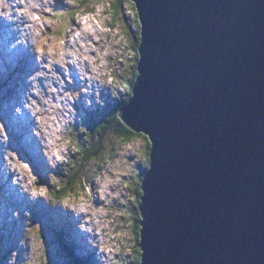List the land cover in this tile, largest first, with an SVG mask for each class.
<instances>
[{
    "label": "water",
    "instance_id": "obj_1",
    "mask_svg": "<svg viewBox=\"0 0 264 264\" xmlns=\"http://www.w3.org/2000/svg\"><path fill=\"white\" fill-rule=\"evenodd\" d=\"M131 1L141 264H264V0Z\"/></svg>",
    "mask_w": 264,
    "mask_h": 264
},
{
    "label": "rangeland",
    "instance_id": "obj_2",
    "mask_svg": "<svg viewBox=\"0 0 264 264\" xmlns=\"http://www.w3.org/2000/svg\"><path fill=\"white\" fill-rule=\"evenodd\" d=\"M114 1L0 0V26L4 15L27 16L20 37L33 45L11 68L1 59L13 55H0V161H7L0 173V264H67L69 255L56 237L63 228L78 247L77 257L95 264H138L135 208L147 166L146 140L118 147L113 159L89 164L74 192L57 199L67 186V170L73 172L79 161L76 145L86 141L81 122L106 100L126 98L137 66L142 42L136 43L137 11L128 3L115 16ZM35 56L47 64L37 69ZM38 70L44 81L37 83L39 96L33 90L37 129L26 125L23 131L12 121L23 114V98L32 79L40 78Z\"/></svg>",
    "mask_w": 264,
    "mask_h": 264
},
{
    "label": "trees",
    "instance_id": "obj_3",
    "mask_svg": "<svg viewBox=\"0 0 264 264\" xmlns=\"http://www.w3.org/2000/svg\"><path fill=\"white\" fill-rule=\"evenodd\" d=\"M86 4H90L93 0H84ZM131 3L134 10L137 11L135 4L130 0H115L112 7L113 14L119 16L123 12L124 6ZM121 11V12H120ZM138 14V12L136 13ZM137 24L139 31L136 36V43L138 45V40L142 41V29L139 22V17H137ZM140 25V26H139ZM139 42V46H140ZM138 51V47L136 48ZM136 56V67L132 73L131 79L128 86L126 85L127 97L123 98L122 101L116 100L111 102L110 99L106 100L102 106H99L94 112H90L88 117L81 122V127H83V135H85L86 141H81L77 144V155L79 156V161H76L74 164V171L71 172L69 169L67 174V186L61 191L57 196V199L63 200L64 197L68 196L70 192H74L75 182L78 180V177L85 172L89 164L93 162H104L106 158H112L116 154V149L121 146L131 145L135 142L141 141L144 139L147 141V166L150 164V153H151V143L145 135L137 133L128 127L122 120L120 116L121 109L126 106L131 97L133 96V89L137 82L139 72H138V63L140 60V53L137 52ZM110 145L111 149H108ZM73 170V169H72ZM66 171V173H67ZM143 172V171H142ZM140 172V175L142 174ZM66 173L64 175L66 176ZM144 175H141V183L138 185L137 194L139 196V202L135 210L137 211V217L141 221V214L139 210L141 196H142V181ZM63 181V180H62ZM136 190V189H135ZM62 198V199H61ZM141 231V227H140ZM139 234V233H138ZM57 241L61 249L65 250L69 257V262L67 264H95L91 260L79 256L78 247L75 246L70 240V236L67 233V230L61 229L60 232L56 233ZM139 238V236H138ZM140 243V238L138 239V245ZM140 248V247H139ZM141 255L140 254V264H141ZM138 258V259H139ZM139 261V260H138Z\"/></svg>",
    "mask_w": 264,
    "mask_h": 264
},
{
    "label": "bare ground",
    "instance_id": "obj_4",
    "mask_svg": "<svg viewBox=\"0 0 264 264\" xmlns=\"http://www.w3.org/2000/svg\"><path fill=\"white\" fill-rule=\"evenodd\" d=\"M32 9V8H31ZM14 16H15V14H14ZM16 20V24H17V27H18V29H20V27H22V26H24L25 24H28V22L29 21H27V16L26 17H19V18H17V19H15ZM3 23V22H2ZM12 25V22H10L9 24H8V26H11ZM0 35H1V33H0ZM22 50H23V48H22ZM57 54V53H56ZM4 55V54H3ZM33 55V54H32ZM5 59H7L8 61H9V63H11V61H10V58L12 57L11 55H6V56H3ZM28 61V60H27ZM60 67V66H59ZM71 70H74V68L73 67H71ZM90 72H91V70H90ZM34 73V72H33ZM71 75H72V73H71ZM73 75H75L76 76V73L75 72H73ZM64 76H65V74H64ZM75 76H73V77H75ZM81 78V77H80ZM76 80H78V79H76ZM87 80L88 79H80V81L82 82H86L87 83ZM68 82V81H67ZM85 83V84H86ZM53 84H57V83H53ZM68 84V83H67ZM84 84V85H85ZM98 83L97 82H95V83H92L91 85H90V89L91 90H94L95 89V87H96V85H97ZM24 85V84H23ZM80 85V84H79ZM83 85V86H84ZM58 87H59V85H58ZM69 89V88H68ZM64 92V91H63ZM54 103V102H53ZM57 103V102H56ZM19 104V103H18ZM13 106V105H12ZM56 106V105H55ZM10 108V107H9ZM24 110H25V108H24ZM66 110V109H65ZM26 111V110H25ZM27 112V115H30V112L27 110L26 111ZM45 113V112H44ZM42 116V115H41ZM43 117V116H42ZM15 122H13V124L14 125H16V126H18V123H17V118L16 119H13ZM19 124H21V126H22V122H19ZM26 126V125H25ZM13 127V126H12ZM30 130V129H29ZM26 133V132H25ZM19 134V133H18ZM27 134V133H26ZM25 134V135H26ZM23 137V136H22ZM26 137V136H25ZM25 142V141H24ZM29 143V142H28ZM3 147H6V146H4V143H2L1 144ZM34 145H32V147H33ZM52 146H53V144H52ZM55 146V145H54ZM27 148V147H26ZM57 148V147H56ZM31 151V150H30ZM29 151V152H30ZM34 152V151H33ZM5 162H7L6 161V159H3V160H1L0 161V173H1V171H2V164H4ZM48 164V163H47ZM4 166V165H3ZM45 167V166H44ZM4 178V177H3ZM0 179H1V176H0ZM4 183H5V185H7L8 184V181H3ZM7 190H8V188H7ZM20 195H22V194H20ZM27 196V195H26ZM84 215V214H83ZM12 220V219H11ZM82 221V220H81ZM9 222V221H8ZM12 245V244H11Z\"/></svg>",
    "mask_w": 264,
    "mask_h": 264
},
{
    "label": "flooded vegetation",
    "instance_id": "obj_5",
    "mask_svg": "<svg viewBox=\"0 0 264 264\" xmlns=\"http://www.w3.org/2000/svg\"><path fill=\"white\" fill-rule=\"evenodd\" d=\"M138 222H139V221H138ZM137 229H138V231H139V232H137V233H139V238H140V225H139V224H138V227H137ZM139 249H140V248H139ZM139 249H138V250H139ZM137 252H138V251H137ZM138 254H139V257H140V254H141V249H140V251H139V253H138ZM138 260H139V261H138V264H140V258H139Z\"/></svg>",
    "mask_w": 264,
    "mask_h": 264
},
{
    "label": "clouds",
    "instance_id": "obj_6",
    "mask_svg": "<svg viewBox=\"0 0 264 264\" xmlns=\"http://www.w3.org/2000/svg\"><path fill=\"white\" fill-rule=\"evenodd\" d=\"M67 233H68V231H67ZM68 235H69V233H68ZM69 236H71V235H69ZM70 240H71V239H70ZM71 242L74 243L72 240H71Z\"/></svg>",
    "mask_w": 264,
    "mask_h": 264
}]
</instances>
